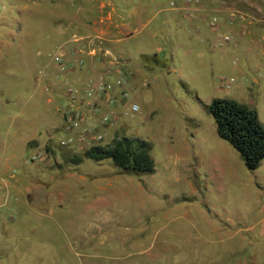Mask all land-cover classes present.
<instances>
[{"label": "rangeland", "instance_id": "1", "mask_svg": "<svg viewBox=\"0 0 264 264\" xmlns=\"http://www.w3.org/2000/svg\"><path fill=\"white\" fill-rule=\"evenodd\" d=\"M112 1L119 3L120 14L126 11L121 0ZM96 3L0 0V184L20 178L14 191H1L0 217L6 213L11 218L4 224L0 219L6 250L0 261L264 264V159L255 171L248 170L239 153L217 136L206 109L212 99L232 100L255 110L264 126V73L257 74L259 84H251L233 69V54L211 53L203 38L186 50L187 37H175L174 22H165L167 12L158 9L162 4L192 7L198 0L154 1L148 27L136 41L122 44L133 56L137 48L156 55L164 67L144 68L134 57L135 76L127 74L128 100L138 103L140 110L132 114L127 106L100 127L102 145L121 136L148 142L154 173L126 174L110 160L86 159L68 168L74 171H66L68 156L80 155L88 145H62L68 135L56 106L63 109L68 104L63 84L82 89V83L77 86L69 79L84 63L72 66L75 58L66 52L61 55L66 71L60 72L53 58L71 45V23L76 18L83 21L82 9ZM163 34L177 38L172 46ZM230 79V88L221 86ZM49 84L60 85L56 105L46 102L55 93ZM49 135L54 142L48 141ZM36 141L47 142L44 147L54 149L52 154L26 148L27 143L36 148ZM48 160L60 169L27 173L32 185L23 180L25 168ZM34 177L49 185L36 184Z\"/></svg>", "mask_w": 264, "mask_h": 264}, {"label": "crops", "instance_id": "2", "mask_svg": "<svg viewBox=\"0 0 264 264\" xmlns=\"http://www.w3.org/2000/svg\"><path fill=\"white\" fill-rule=\"evenodd\" d=\"M84 1L92 2V0ZM98 1V5L96 3L91 9H87V6L82 9L83 15H86L83 21L76 18L71 23L74 29L73 38L70 39L72 43L69 47H65L58 52L61 55L68 52L70 57H74L76 60L78 59L80 64L83 65L84 63V66L81 65V70L75 71L77 74L75 77L69 79V83L75 82L77 86L82 83L84 86L88 76H101L108 83H114L120 76L121 78L124 77L127 79V74L129 77L134 78V73L136 72L134 61L136 59L140 60L144 68H148L151 64L163 68L164 64L161 63V59L157 58L156 55H150L147 52H143V48H137V54L134 53L133 56L131 48L122 44L129 40H134L138 33L148 27L153 17V12H155V0H121L120 3L125 8L124 10H126L123 14L118 12L117 6L119 3L116 4L112 0ZM181 5L180 3L178 8H171L169 5L162 4L158 10L167 12L168 16H166L165 22H174L175 37L179 35H185L187 37L184 38L186 41V50L188 51L190 46L196 47L198 38H203V42H208L211 53L218 50L222 55L230 53L234 55L232 66L233 69L237 70L241 78L247 77L251 84H259L257 74L261 71L264 73V0H198V5L192 7L186 6L182 8ZM161 29L163 31V28ZM169 35L163 34L172 46L174 40L177 38H170L171 36L169 37ZM223 36H229L230 38L228 41H224ZM156 58L157 60H155ZM49 85L55 93L47 96L46 102L47 104L56 105L61 97L57 94H61L60 85ZM63 85L64 87L70 86V84ZM117 91H115L114 95H117ZM63 94L68 100V104H65L63 109H59L56 106V110L60 112V119L62 120L61 128L65 132L63 112L72 108L78 109L79 106L78 104L71 106L72 104L65 92ZM109 99V96L104 97L100 103L101 110L105 108L106 102ZM131 101L136 103L133 99ZM53 140V136L49 135L48 141L51 143L54 142ZM36 143L38 142L36 141ZM27 144L26 148L33 150V153L35 151L41 154L48 152L52 154V151H54V149L51 150L48 146L44 147L45 144L38 143L36 147L38 148L37 151L35 146L29 147ZM67 153L65 152L64 156ZM43 161L38 162V164L41 163L39 166L38 164L35 166L33 164L34 167H31V169L25 168L27 171L25 174L26 179L23 180L26 183L32 185L27 180V173L31 171L36 172L38 175L48 169H60L56 164H51V160V162L48 160L42 163ZM68 163L69 165L66 171H74L75 168L68 169L72 166L69 159ZM34 178L32 180L36 184H41L42 186L49 185L38 180L36 177ZM261 180L264 182V177ZM19 181L20 178L16 177H13L9 182L2 180L3 183L0 184V193L2 190H6V192L10 190L14 191L18 187ZM44 181H47V178ZM25 189L26 194L31 192L30 188L26 186ZM2 193L0 194V206L4 203L2 201ZM135 216L137 215H133L132 217ZM144 217L149 218L147 215ZM9 218H11V215H7L6 213L0 217L3 220V224ZM163 228L165 227L157 229ZM3 230V227L2 229L0 228V252H2L0 253V257L6 258V250L2 247L5 244L1 243L4 234ZM140 233L141 231L138 232V234ZM159 250L165 251V248H159ZM143 252L145 250L138 251L136 254L140 256L141 254L139 255V253ZM148 260L155 261L151 257ZM158 261H161V259ZM0 264H6V262L0 261Z\"/></svg>", "mask_w": 264, "mask_h": 264}, {"label": "trees", "instance_id": "3", "mask_svg": "<svg viewBox=\"0 0 264 264\" xmlns=\"http://www.w3.org/2000/svg\"><path fill=\"white\" fill-rule=\"evenodd\" d=\"M206 109L214 119L217 136L239 153L248 170H256L264 159V126L256 111L225 99H212ZM149 152L148 142L121 136L104 145H91L68 159L72 165H79L84 159L96 163L110 160L122 173L150 175L155 169Z\"/></svg>", "mask_w": 264, "mask_h": 264}, {"label": "built area", "instance_id": "4", "mask_svg": "<svg viewBox=\"0 0 264 264\" xmlns=\"http://www.w3.org/2000/svg\"><path fill=\"white\" fill-rule=\"evenodd\" d=\"M222 38L224 41H228L230 37L223 36ZM53 59L58 63L60 72L66 71L65 66L61 64L60 53H57ZM79 64L80 62L75 59L71 65ZM232 82V79L225 80L221 86L226 89L230 88ZM130 89V82L124 77L117 79L114 83H108L101 76H88L81 90L66 87L64 92L70 100L71 106L78 104L79 108L63 112L64 131L68 137L62 141V145L73 144L75 141L86 144L88 147L101 144L103 137L100 134V127L111 123L118 110L121 113L124 108L129 106V113L139 112V105L128 100ZM116 90L118 93L114 95ZM107 96L110 99L106 102L105 108L101 110L100 103Z\"/></svg>", "mask_w": 264, "mask_h": 264}]
</instances>
